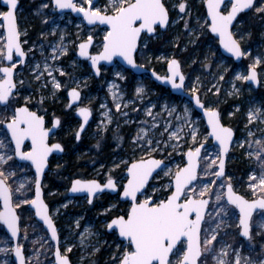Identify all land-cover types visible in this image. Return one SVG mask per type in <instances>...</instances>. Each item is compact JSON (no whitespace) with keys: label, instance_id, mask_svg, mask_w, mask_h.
<instances>
[{"label":"snow or ice","instance_id":"snow-or-ice-1","mask_svg":"<svg viewBox=\"0 0 264 264\" xmlns=\"http://www.w3.org/2000/svg\"><path fill=\"white\" fill-rule=\"evenodd\" d=\"M203 4L207 9V18L203 22L197 18L196 27L191 24L188 0H178L171 6L178 9L176 23L183 20V30L192 38L189 42L194 43L202 36L207 37L209 54L212 57L217 55V52L212 50L214 45H218L219 49L236 61L251 55L250 51L242 47V42L246 38L250 39L252 34L242 30V22L237 17L250 11L264 20V0H203ZM0 8L3 9L0 10V29H3L0 32V203L3 209L0 210V225L6 227L12 239H19L21 217L16 209L22 205H31L35 209V215L50 231L51 240L56 241L55 264H72L67 254L73 251L74 245H67L64 252H61L57 227L42 199L41 180L48 167L49 156L53 152L65 150L61 143L51 142V137L57 135L55 130L62 128V121L54 113L46 120L48 110L44 105L49 98L57 99V92L66 90L65 107L73 110L80 118L74 131L76 141L81 139V134L89 125L93 109L83 106L81 84L78 80L73 78L72 83L76 86L69 88L55 75L58 73L61 77L71 76L56 63L69 52L63 33L59 35L57 42L50 45L48 55H45L44 45H40L42 60L33 63L30 69L41 90V95L36 101L40 111L33 110L31 96L24 97L23 103H18V84L23 85L24 80L17 81L15 78L17 65L25 64V58L29 52H34V48H29L27 52L23 48L27 41H21V35H27V32L21 33L19 28V0H0ZM43 10L61 13L60 19L65 18L63 14L66 11H71L81 16L87 25L94 26L93 30L105 26L101 29L103 36L98 45L99 51L95 54L90 52L94 45L92 34H88L86 39L76 45L78 56L90 62L96 77L102 74V62L112 64L117 59L121 62L117 67L122 64L130 69H144L146 65L138 63L137 56H147L146 50L152 40L159 38L162 30L167 31L172 26L170 8L166 0H106L103 4L100 0H47L40 4L35 14L46 16L47 13ZM42 22L47 24L49 21L45 18ZM47 35L41 33L42 38ZM51 35H57L55 29ZM176 39L179 40V37ZM174 46L179 47V44ZM14 57L19 59L14 62ZM158 59L166 62L167 75L160 76L152 71V76L157 81L170 85L172 90L183 91L186 87V77L181 70L180 61L175 57L168 59L161 56ZM207 59L206 56L205 61ZM262 63L264 57L257 55L247 66L246 74H236L235 80L259 85L260 73L257 69ZM72 64L75 67L76 61ZM204 66L211 67L208 63ZM126 70L116 71V77L127 79L124 75ZM260 71L264 72V68H260ZM219 80H224L223 74L219 75ZM49 87L51 90L45 95L44 90ZM212 88H215L213 94L219 95L220 89L216 88L215 84ZM212 88L207 89L206 93L212 91ZM233 89L234 93L240 91L235 85ZM108 92L117 112H120L122 107H128V103H123V94L115 82L108 85ZM189 92L196 107L203 112L207 133L202 142L197 140L198 129L194 126L195 121L190 118L187 107L184 109V117H176L185 120L188 128L186 135L194 145L182 154L187 158L186 164H178L173 172L163 159L154 158L155 152H163L170 147H182L179 142L185 139L180 134L184 132V128L169 131L171 125L167 124L159 134L161 138H156L154 130L160 125L155 120L151 108H147L146 115L153 117L151 125L138 128L131 138L134 147L143 149L144 155L139 159L121 160V164L126 168V176L118 180L110 171L103 183L95 179L79 178L71 183L70 191L86 193L89 205L93 204L94 198L99 199L98 194L104 193L105 190L115 193L118 200L127 205V210L118 212L102 222L107 232L118 234L120 238V243L117 244L118 255L112 256L114 264H264V128L258 129L261 132L259 137H256V133L250 128V125L256 123L264 125V106L249 108L245 124L246 138L234 141V130L222 122L219 108L202 102L197 87L193 86ZM144 93L142 86L136 87L137 98H141ZM99 108L104 111L101 112L103 119L97 125V131L107 132L108 126L113 122L111 109L104 103H101ZM174 112L173 108L168 111V115ZM122 114L128 115L127 112ZM148 123L141 122L142 125ZM165 132L168 133L167 140L163 139ZM117 139L123 138L117 135ZM210 139L218 145V151L211 159L207 154L201 156V150ZM26 141L30 142V150L27 149ZM173 141L175 143H172ZM245 145L248 149L245 152L246 158L255 160L260 170L259 174L253 171L248 176L251 198L239 193L232 183V177L225 172V157L230 148H245ZM96 147H100L99 142ZM168 155L171 156V152ZM202 160L206 161L203 169ZM18 161L29 163L22 164ZM29 165L35 169L34 198L27 195L31 188L26 183L13 181V184H17L16 187L9 183V180L16 176L17 169L23 171ZM115 167H120V164ZM201 171L205 177L211 175L215 179L196 183L202 180ZM161 174L167 177L165 183L150 184V181L157 179ZM121 180L126 182L121 183ZM63 207H67V204ZM113 207L117 205L109 206L101 215L108 216ZM254 214L259 217L255 232ZM233 221H236L234 227L239 230L237 235L248 242L247 254H242L243 243L234 246L218 239L222 232L229 235L227 229L233 227ZM80 227V221L77 220L76 229ZM93 235L90 226H85L83 231L78 233L80 247H92L89 256H94L100 250L95 244L86 243ZM256 237L261 238L259 252L253 243ZM233 239L235 240V237ZM22 249L23 246L17 243L14 249L0 247V253L14 251L18 264H26Z\"/></svg>","mask_w":264,"mask_h":264},{"label":"rangeland","instance_id":"rangeland-1","mask_svg":"<svg viewBox=\"0 0 264 264\" xmlns=\"http://www.w3.org/2000/svg\"><path fill=\"white\" fill-rule=\"evenodd\" d=\"M20 1L21 4L17 13L19 28L21 33L27 32V35H21V41H27V43L23 44L26 52L29 48H34V52L28 53L25 65H17L15 78L17 81L20 79L24 80L23 85L18 84V103H23L24 97L31 96L33 110L40 111V106L36 104V101L41 95V90L38 88L39 82L33 79L30 69L33 63L42 60L40 45H44L45 55H48L50 45L57 42L59 35L63 33L69 52L68 55L62 57L56 63L62 66L71 76L61 77L58 73H55V75L60 81L66 83L69 88L76 86L72 83L73 78L78 80L81 84V93L83 94V106H90L93 109L94 119L91 125L80 141H76L74 131L80 120L76 117L73 110L65 107L67 103L66 90L57 92V99L49 98L44 105L50 117L54 113L56 116L61 117L63 121L62 128L57 135L52 137V141L63 142L66 146L65 155L52 159L50 170L44 181L45 198L51 207L52 217L59 227L62 253L67 245H74L73 251L67 254L73 264H114L112 256L114 254L118 255L117 244L120 243V239L118 234L114 235L107 232L102 222L118 212L122 213L127 210V205L119 201L117 196L106 198L99 196V199H96L91 205L87 203L86 197H70L68 192L72 181L77 178L105 181L110 171L111 175L118 180L126 176V168L121 164V160L139 159L144 155L143 149L134 147L131 138L136 134L138 128L151 125L153 117L146 115L147 108H151L155 120L160 125L159 128L154 130L156 138H161L159 134L167 124L171 125L169 131L180 127L184 128V132L180 134L185 139L179 142L182 147L176 149L170 147L163 150V152L153 153L154 157L163 159L173 172L178 164H186L185 156L182 154L189 147H194L191 138L186 135L188 128L185 120L177 119L176 117H184L185 107L189 109L190 118L195 121L194 126L198 129L197 140L199 142L203 141L207 133L206 123L203 116L195 111L190 101L183 97H174L168 89L158 86L150 77L134 76L126 70L124 75L127 79H118L115 75L116 71L125 69L122 65L117 67L119 63L112 67L102 66V76L96 78L88 62L79 59L76 45L86 39L88 34H92L94 36L92 53L95 54L99 51L98 45L102 40L103 32L101 29L103 28L98 27L93 30V28H89L82 21V18H76L72 13L67 12L63 14L64 19H60L61 13H51L50 10H43L47 13L46 16L36 15L35 13L39 9L40 4L47 2V0ZM100 2L103 4L106 3V0H100ZM177 2L178 0H166L170 8L172 26L165 32L161 31L159 38L152 40L150 45L152 43H160L159 49H151L149 45V49L146 50L148 55H140L141 62L162 75H167V64L164 60L158 59L161 56L168 59L173 57L178 59L182 65L183 72L185 67L197 70L196 75L190 76L191 78L184 73L187 76L186 91L189 92V89L193 86L197 87L199 89L198 94L206 105H213L219 108L222 113V122L234 129L236 133L235 140L246 138L247 129L245 124L247 123L249 108L264 106V72L260 71V68H264V63L257 69L260 73L259 78L261 81V87L258 90L253 85L235 80V75L238 73L246 74L247 66L257 55L264 57V20H261L252 12L240 16L239 21L242 22V30L245 32L250 31L252 34L250 39L246 38L242 42V47L250 51L251 55L244 58L242 63L236 64L222 54L218 45L212 47V50L217 52V55L212 57L209 54V44L205 36H202L200 40L194 43L189 42L192 38L184 32L183 20L176 23L178 9L171 7ZM188 5L191 13V24L196 27L197 18H200L201 22L207 18L203 0H188ZM0 10L3 9L0 8ZM45 18L49 21L47 24L42 22ZM53 29L57 33L55 36L51 35ZM2 31L3 29H0V32ZM41 33H47L48 35L42 38ZM177 37H179V40L176 39ZM176 44H179V47L174 46ZM185 48L187 50H184ZM188 52H190L189 56H185L184 54ZM206 56L208 57L207 61H205ZM17 60L15 59V61ZM74 60L76 61L75 67L72 64ZM205 63L210 64L211 67H205ZM220 74L224 75L223 81L219 80ZM197 77H199V81H197ZM112 82L118 85L119 91L123 94V103H128V107H122L120 112L116 111L111 94L108 92V85ZM213 84L220 89L219 95L213 94L215 92V88H212ZM233 85L240 90L238 93H234ZM138 86H142L145 89V93L141 98H137L135 94V89ZM157 86L159 89L156 88ZM209 88H212V91L206 93ZM50 90V87L44 90V94L48 95ZM230 92L234 94L229 95L228 93ZM101 103L108 105V108L111 109L110 114L113 117V122L108 126L109 130L107 132L97 131V125L103 119L101 112L104 110L99 108ZM173 108L175 112L172 115H168V111ZM133 109H138V111ZM124 112H127L128 115L124 116L122 114ZM229 113H233V115H229ZM125 121H128V123H125ZM142 121H148L149 123L148 125H142ZM117 125H119V128H117ZM250 128L256 133V137H259L261 132L258 129L264 128V125L256 123L250 125ZM117 135L123 139L118 140ZM167 136L168 133L165 132L163 139L167 140ZM98 142L99 148L96 147ZM172 143H175V141ZM27 149L30 150L29 145ZM247 150V145H245V148L232 147L228 156L226 175L232 177V183L239 193L251 198V191L248 188V176L253 171L259 174L260 170L255 160L246 158L245 152ZM217 151L218 146L213 144L212 140H209L207 148L203 152V157L207 154L209 159L214 158ZM169 152H171V156L168 155ZM70 157H75L74 167L69 166L67 158ZM205 162L202 160L201 169L204 168ZM18 163L28 164L19 161ZM116 164H120V167H115ZM16 172V176L12 177L9 183L13 184V181L26 183L31 188L27 195L34 198L35 172L33 167L29 165L23 171L17 169ZM201 177L202 180L198 181V184L215 179L211 175L205 177L203 171H201ZM166 181L167 177L161 174L160 177L153 180L152 184H163ZM120 182L125 183L126 181L121 180ZM16 186L17 184H13V187ZM65 204H67V207H63ZM111 205H117V207H113L108 216L101 215ZM0 210H2L1 203ZM17 211L21 217L19 244L24 248L27 264H55V245L43 225L37 221L30 205H22L17 208ZM253 219L255 232V224L259 222V217L255 214ZM77 220L80 221L81 225L79 229H76ZM235 223L236 221H233V227L227 229L229 235H224L222 232L218 239H222L223 242L234 246H239L240 243H243L242 254H247L248 242L237 235L239 230L234 227ZM85 226H90L94 233L86 243L89 245L95 244L100 249L94 256H89L92 252L91 246L83 249L79 245L78 233L82 232ZM25 236L27 237L26 239L24 238ZM233 237H235V240ZM260 242V237H256L253 241L257 252L260 250ZM0 247L14 249V242L3 225H0ZM0 264H17L14 259V251L0 253Z\"/></svg>","mask_w":264,"mask_h":264},{"label":"water","instance_id":"water-1","mask_svg":"<svg viewBox=\"0 0 264 264\" xmlns=\"http://www.w3.org/2000/svg\"><path fill=\"white\" fill-rule=\"evenodd\" d=\"M20 4H21V1L19 0V7H20ZM204 6H205V5H204ZM18 9H19V8H18ZM205 10H206V13H207L206 6H205ZM66 12H67V13H72L71 11H66ZM66 12H65V13H66ZM249 12H250V11H249ZM249 12H246V13H249ZM72 14H73V16L76 17V18H82L81 16H79V15L76 14V13H72ZM242 14H245V13H241V14L237 17V19H239V17H240ZM170 17H171V15H170ZM18 24H19V23H18ZM85 24H86V22H85ZM86 25H87V24H86ZM87 26H88L89 28H94V26H89V25H87ZM99 27H101V28H105V26H99ZM162 31H163V30H162ZM164 32H165V31H164ZM23 48H24V46H23ZM92 48H93V47H92ZM92 48L90 49V52H91V53H92ZM220 50H221L222 54H223L225 57H228V58L232 59V60H233L235 63H237V64L241 63V62L244 60V58H242L240 61H236L234 58H231V57L228 56V54L224 53L222 49H220ZM92 54H94V53H92ZM78 57H79V56H78ZM15 59H19V58L14 57V61H15ZM27 59H28V55H27V57L25 58V64H26ZM79 59L84 60L83 58H80V57H79ZM85 61H86V60H85ZM87 62H88V64H89V66H90V62H89V61H87ZM116 63H119V64H120L121 62H119L118 59H117V60H114L112 64H108L107 62H102V66L112 67V66H115ZM25 64H23V65H25ZM180 64H181V63H180ZM121 65H122V64H121ZM122 66H123L125 69L131 71V72H132L134 75H136V76H143V75L150 76L151 79L153 80V82H155L156 84H158V85H160V86H162V87H164V88L169 89L170 92H171L174 96L183 97V98L187 99L188 101H190V102L193 104V106H194V108H195V111L203 116V112H202V110H200L199 108L196 107V105H195V101L192 99V95H191V93H189V92L186 91V87H185V89H184L183 91L172 90L170 85L164 84V83H162L161 81H157V80L155 79V77L152 76V71H155V70L149 69V68H147V67H145L144 69H141V70H135V69L127 68L126 65H122ZM181 70H182V66H181ZM257 71H258V70H257ZM155 72H156V71H155ZM182 72H183V70H182ZM93 73H94V72H93ZM156 73H157L158 75H160V76H165V75H161V74H159L158 72H156ZM258 73H259V72H258ZM183 74H184V73H183ZM94 75H95V74H94ZM101 75H102V74H101ZM95 77H96V76H95ZM100 77H101V76H100ZM100 77H96V78H100ZM185 77H186V76H185ZM259 79H260V78H259ZM247 83H248V85H253L254 88L257 89V90L260 89V87H261V81H260L259 85H257V84H253V83H251V82H247ZM185 85H186V80H185ZM81 97H82V93H81ZM200 98H201V96H200ZM201 100H202V98H201ZM202 102H204V101L202 100ZM204 103H205V102H204ZM76 116H77V115H76ZM77 117H78V116H77ZM78 118H79V117H78ZM79 119H80V118H79ZM203 119H204V118H203ZM92 120H93V114H92V117H91V119H90V121H89V125H90V123L92 122ZM204 121H205V123H206V119H204ZM89 125L86 127V130L88 129ZM86 130H85V132H86ZM233 130H234V129H233ZM55 131H57V129H56ZM85 132H84V133H85ZM84 133L81 134V137H82V135H83ZM234 133H235V131H234ZM235 139H236V133H235V135H234V141H235ZM210 140H211V139H210ZM212 142H213V144H215L214 141H212ZM25 143H26V146L29 145V147H30V142H29V141H26ZM215 145H216V144H215ZM217 146H218V145H217ZM206 148H207V144H205V148L201 150V156H202V157H203V152H204V150H205ZM231 149H232V147L230 148V150H229L227 156L225 157V172H226V173H227L228 156H229V154H230V152H231ZM63 154H64V152H53V153L49 156L48 167L45 169L44 176L42 177V180H41V185H42V199H43L44 203L48 206L49 215L51 216L52 219H53V217H52V214H51V207H50L49 203L47 202V200H46V198H45L44 181H45V178H46L47 173H48L49 170H50L51 160H52L53 156H62ZM154 158H156V157H154ZM156 159H158V158H156ZM185 162L187 163V158H186V156H185ZM23 163H29V162H23ZM165 164H166V162H165ZM33 170H34V172H35L34 167H33ZM158 171H159V170H158ZM153 175L155 176L156 174L154 173ZM97 181H99V180H97ZM152 181H153V180H152ZM152 181H150V184L152 183ZM99 182H100V181H99ZM197 182H198V181H197ZM197 182H196V183H197ZM70 188H71V187H70ZM34 192H35V190H34ZM104 193H110V194H112V195H116L115 193H111L109 190H105ZM104 193H101V194H104ZM101 194H98V195H101ZM86 195H87L86 193H72V192L70 191V189H69V196H70V197H86ZM94 200H95V198L93 199V202H94ZM1 207H2V203H1ZM30 208H31V209L34 211V213H35V209L32 208L31 205H30ZM2 210H3V209H2ZM16 212H17V214L19 215L17 209H16ZM254 215H255V214H254ZM35 217H36L37 221H39V222L43 225V227H44L45 230L48 232V234H49V236H50V238H51V233H50V231L48 230L47 226L43 223V221H42L38 216L35 215ZM53 221H54V223H55V226L57 227L58 234H59V236H60L58 226H57V224H56V222H55L54 219H53ZM20 224H21V221H20ZM5 228H6V227H5ZM6 230H7V229H6ZM8 234H9V236H10V238H11L10 233H8ZM20 237H21V232H20ZM241 238H242V237H241ZM11 239H12V238H11ZM119 239H120V238H119ZM242 239H244V238H242ZM12 240H13V242H14V247L16 246L17 243H20V238L17 239V240H14V239H12ZM53 243H54L55 248H56V241H53ZM59 247H60V250H61V252H62V249H61V236H60V244H59ZM22 250H23V253H24V255H25L24 248H23ZM54 253H55V252H54ZM25 257H26V255H25ZM54 258H55V254H54ZM14 259H15L16 263L18 264V261L16 260V257H15V253H14ZM71 262H72V261H71ZM26 264H27V259H26ZM72 264H73V263H72Z\"/></svg>","mask_w":264,"mask_h":264},{"label":"trees","instance_id":"trees-1","mask_svg":"<svg viewBox=\"0 0 264 264\" xmlns=\"http://www.w3.org/2000/svg\"><path fill=\"white\" fill-rule=\"evenodd\" d=\"M26 2V1H25ZM159 46H160V43H152L151 45H150V48L151 49H155V50H157V49H159ZM189 54H190V52H188V53H186V54H184L185 56H189ZM182 59V58H181ZM184 62H186L185 60H183ZM197 70H195V69H193V68H187V67H185V71H184V73H186L189 77L190 76H193V75H196V72ZM185 74V75H186ZM187 77V76H186ZM191 78V77H190ZM156 88H158L159 89V87L157 86ZM67 161H68V163H69V166H73L74 167V165H75V157H70V158H67ZM70 167V168H71Z\"/></svg>","mask_w":264,"mask_h":264},{"label":"flooded vegetation","instance_id":"flooded-vegetation-1","mask_svg":"<svg viewBox=\"0 0 264 264\" xmlns=\"http://www.w3.org/2000/svg\"><path fill=\"white\" fill-rule=\"evenodd\" d=\"M249 13H250V12H249ZM245 14H248V13H245ZM242 15H244V14H242ZM242 15H241V16H242ZM239 18H240V17H239ZM238 20H239V19H238ZM137 60H138V63H142V62H141V56H140V55L137 56ZM146 67H147V66H146ZM147 68H149V67H147ZM150 69H152V68H150ZM145 77H147V76H145ZM75 114H76V113H75ZM58 117H59V116H58ZM76 117H77V116H76ZM50 118H51V117H50L49 115L46 116V120H48V119H50ZM59 118H60L61 121H62V118H61V117H59ZM77 118H78V117H77ZM93 118H94V117H93ZM62 122H63V121H62ZM62 124H63V123H62ZM90 125H91V124H90ZM60 129H61V128H60ZM60 129H57L56 133H58ZM87 130H88V129H87ZM87 130H86V132H87ZM86 132H85V133H86ZM85 133H84V134H85ZM84 134H83V135H84ZM83 135H82V136H83ZM81 138H82V137H81ZM79 141H80V140H79ZM51 142H57V141H52V137H51ZM59 143H61V142H59ZM61 144H62V146H63L64 149H65V150H64V154L62 155V156H64V155H65V151H66V146L63 144V142H62ZM54 157H55V156H53V158H54ZM56 157H61V156H56ZM53 158H52V159H53ZM100 182L103 183L104 181H100ZM99 196H102V197H105V198H106V197H109V196H115V197H116L117 195H112V194H110V193H104V194H101V195H99ZM95 200H96V199H95ZM93 203H94V202H93Z\"/></svg>","mask_w":264,"mask_h":264}]
</instances>
